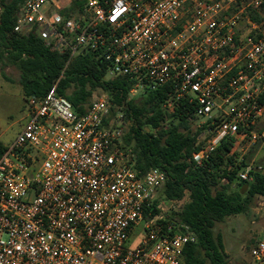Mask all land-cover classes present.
Wrapping results in <instances>:
<instances>
[{"label":"built area","instance_id":"built-area-1","mask_svg":"<svg viewBox=\"0 0 264 264\" xmlns=\"http://www.w3.org/2000/svg\"><path fill=\"white\" fill-rule=\"evenodd\" d=\"M17 1L15 33L37 32L71 59L96 53L107 79H133L129 100L164 90L165 113L206 125L197 166L223 141L232 153L264 150V31L250 16L264 0ZM27 106L0 158V264H186L185 246L198 237L152 216L167 174L138 173L124 113L107 95L79 114L55 84ZM235 159L240 181L264 176V161ZM250 254L249 264H264V238Z\"/></svg>","mask_w":264,"mask_h":264},{"label":"trees","instance_id":"trees-1","mask_svg":"<svg viewBox=\"0 0 264 264\" xmlns=\"http://www.w3.org/2000/svg\"><path fill=\"white\" fill-rule=\"evenodd\" d=\"M0 6V63L2 70L14 67L19 71L26 101L45 97L57 84L58 96L84 114L95 92L102 91L124 113V142L134 150L138 173L142 176L152 168H160L167 174L154 200L152 216H162L165 224H186L198 237L197 243L185 246L184 262L230 264L223 238L215 236L214 228L228 217L245 213L255 197H264V176L256 174L249 183L238 179L241 165L235 159L239 153H232V141H223L203 166H197L193 155L206 143L199 140L207 126L194 131L185 118L165 113L164 90L129 100L132 78L107 79V63L96 53L81 51L71 59L70 53L53 51L37 32L15 33L19 2L0 0ZM79 6L74 5L66 14L71 15ZM250 16L262 22L258 13ZM261 98L264 102V94ZM5 150L0 140V158ZM233 184L237 189H232ZM162 201L181 205L178 210H164L158 208Z\"/></svg>","mask_w":264,"mask_h":264},{"label":"rangeland","instance_id":"rangeland-1","mask_svg":"<svg viewBox=\"0 0 264 264\" xmlns=\"http://www.w3.org/2000/svg\"><path fill=\"white\" fill-rule=\"evenodd\" d=\"M60 0H54L57 5ZM65 1L61 2L65 3ZM262 18V28L264 31V10L259 14ZM248 23L243 22L240 35L246 36L250 33L251 28ZM0 63V140L6 145H10L16 136L26 125L27 118V101L24 97L22 87L19 83L20 73L14 67H6L2 70ZM8 77L9 80L7 78ZM103 95L102 91L94 94L91 102ZM192 129H199L193 125ZM205 133V134H204ZM202 133L200 142H206V132ZM243 152L250 161L260 162L264 160V150L259 148H245ZM239 151V154L241 153ZM232 189H237L236 184ZM181 203L174 204L165 202L164 210H178ZM215 236L221 235L224 241L225 252L230 264H249L251 261V250L255 241L264 238V197H255L245 213L228 217L224 222L218 223L214 228Z\"/></svg>","mask_w":264,"mask_h":264}]
</instances>
